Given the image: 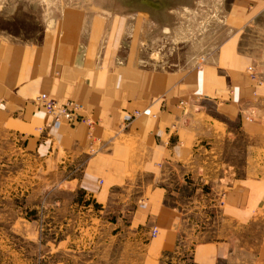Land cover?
<instances>
[{
  "label": "crops",
  "instance_id": "0c3cea01",
  "mask_svg": "<svg viewBox=\"0 0 264 264\" xmlns=\"http://www.w3.org/2000/svg\"><path fill=\"white\" fill-rule=\"evenodd\" d=\"M120 3L72 0L38 42L0 38V126L72 165L58 181L144 242L141 264H215L231 254L236 225L264 210V173L244 175L264 168V0H224L225 38L188 71L136 57L149 17L158 34L156 15ZM40 92L83 103L91 134L84 123L46 127L50 116L33 103ZM145 107L157 117H130ZM242 137L255 143L246 166ZM102 222L96 238L55 239V264H109ZM115 238L125 243L121 229Z\"/></svg>",
  "mask_w": 264,
  "mask_h": 264
},
{
  "label": "rangeland",
  "instance_id": "374dc122",
  "mask_svg": "<svg viewBox=\"0 0 264 264\" xmlns=\"http://www.w3.org/2000/svg\"><path fill=\"white\" fill-rule=\"evenodd\" d=\"M71 1L0 0V38L38 42ZM121 1L128 9H142L147 17L156 15L153 20L158 34L152 35L149 17L144 22L141 49L135 51L136 57L145 58L147 67L187 71L198 68L204 63L201 56L216 53L225 38L224 0ZM110 5L112 10L119 9L117 4ZM26 140L0 126V264H55V239L67 234L75 237L77 243L96 238L100 236L101 220L107 222V226L102 222V227L103 237L107 235L110 242L109 264H141L144 242H133L127 228L114 225V213L100 214L93 207L89 209L80 190H70L67 187L72 188L71 184L58 181L70 173L72 165L65 169L63 163L58 165L39 156L26 147ZM242 144L246 166L255 161L250 148L255 143L242 137ZM77 167L80 169V165ZM258 172L264 173V168L244 169L245 177H256ZM247 222L236 225V244L232 243L231 254L215 264H264V210ZM219 223L225 224V230L228 225L233 228L227 221ZM118 229L125 243L117 242ZM123 248L124 255L119 260L117 254ZM56 254L60 255L59 248ZM179 264L194 263L185 257V262Z\"/></svg>",
  "mask_w": 264,
  "mask_h": 264
},
{
  "label": "built area",
  "instance_id": "2783aa9c",
  "mask_svg": "<svg viewBox=\"0 0 264 264\" xmlns=\"http://www.w3.org/2000/svg\"><path fill=\"white\" fill-rule=\"evenodd\" d=\"M252 79H255L253 71H250ZM33 103L37 104L39 107L43 108L45 113L50 116V121L47 122L46 127L59 129L63 122H68L71 125L75 124H85L88 128V133L94 127V119L91 118L90 114L86 112V108L83 103H79L73 99H68L65 102H58V100L49 95L46 92L38 93L33 99ZM151 115L157 117L156 114L152 113L149 107H145L143 110L131 111L130 117H138L139 115ZM158 231L156 225L152 226L151 235H155Z\"/></svg>",
  "mask_w": 264,
  "mask_h": 264
}]
</instances>
